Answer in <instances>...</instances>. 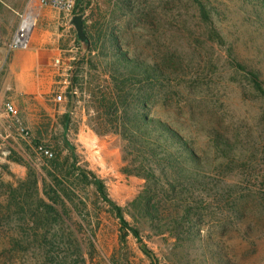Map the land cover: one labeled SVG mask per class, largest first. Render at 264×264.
Masks as SVG:
<instances>
[{
    "label": "rangeland",
    "instance_id": "obj_1",
    "mask_svg": "<svg viewBox=\"0 0 264 264\" xmlns=\"http://www.w3.org/2000/svg\"><path fill=\"white\" fill-rule=\"evenodd\" d=\"M46 1L0 0V203L20 188L28 218L38 197L50 207L29 226L1 223L0 264H151L132 235L120 242L119 221L95 180L125 209L158 264H264V103L226 54L232 45L264 81V1L204 0L223 43L209 35L212 26L191 0H74L64 11ZM46 9L59 20L47 21ZM32 13L25 42L14 43ZM76 15L83 16L84 40L72 24ZM48 47L57 49L52 57ZM125 66L133 74L120 75ZM147 66L164 78L148 79ZM146 93L152 98L144 109ZM143 115L168 123L205 160L191 222L172 236L128 206L145 185L136 174ZM216 131L230 149L212 147ZM106 135L119 140L117 169L94 151L91 139ZM170 151L181 155L177 146ZM159 183L169 196L167 183ZM185 187L174 184L175 208ZM16 231L22 248L3 252Z\"/></svg>",
    "mask_w": 264,
    "mask_h": 264
},
{
    "label": "trees",
    "instance_id": "obj_2",
    "mask_svg": "<svg viewBox=\"0 0 264 264\" xmlns=\"http://www.w3.org/2000/svg\"><path fill=\"white\" fill-rule=\"evenodd\" d=\"M191 2L196 6L197 14L201 22L208 26H212L208 29L209 35L216 36V39L223 43L222 37L214 28L211 9L208 8L204 0H191ZM75 13H77L76 9ZM226 54L230 64L236 71L245 75L251 88L264 103V81L261 79L260 69L241 64L237 59L235 49L232 45H229L226 48ZM125 60L133 62V60H130L129 58H125ZM120 69V75H123L124 72L130 75L133 74L127 66ZM143 73L150 80H154V78H164L165 75L164 71L148 66L144 69ZM141 97L143 98L141 103L142 107L147 109L152 96L150 93H146L142 94ZM139 128H141L140 134L143 136L142 140L144 143L140 149L143 161L137 168L136 174L145 179V185L144 189L131 203H129L128 206L135 211V213L140 215L142 219H147L151 222L157 221V229H160V233L167 231L169 232V235L172 236L174 228L177 230V227L182 223L191 222V213L189 210L193 208V198L196 195L200 196L199 192L201 191L197 189L199 188L197 184H204L202 180L205 177L203 173V163L205 160L204 158L197 156L184 138L168 123L162 120L148 118L147 115H143V122ZM152 134L156 137L154 141H152ZM212 145V147H214L219 153L231 148L230 142L225 139L223 134L217 131L213 133ZM172 146H177L179 151H181L179 157L175 156L174 153L170 151ZM183 152H185L184 156ZM159 182L167 183L169 190L171 191L169 196L165 193L163 186H161V183ZM32 183L36 184V181H33ZM175 183H181L182 185L186 183V187L183 189L185 193L181 194L180 204L176 208L173 205L174 197H171V195L175 193ZM94 186L102 200L110 206L113 214L119 221L120 242L125 243L127 238L132 235L139 244L141 252L151 261V264H158L156 254L144 243L140 229L137 226H132L126 219L125 209L116 205L107 197L105 186L102 181L95 180ZM19 190L20 188L14 189L13 195L0 203V205L2 204V206H0V227L1 223L4 221L8 224L19 220H22L24 223L26 222L29 226L32 223L33 215L38 217V215L46 213L48 211L47 209L50 208L48 205L44 204V201L41 200L40 197H38V202L36 201V206L32 208V212L31 208H29L31 216L28 218V216L25 215V209L28 202L24 200L23 194H21L19 198L16 197V193ZM161 210L167 213V216L164 219H161L159 216ZM175 214L180 217L179 220L173 218V215ZM17 215H21V217L15 218L14 216ZM161 222H164L163 227L160 225ZM16 232L19 234L20 239L19 237L14 236L8 238L2 247L3 252H15L18 251L17 249L19 247L22 248L20 242L23 241L21 237L22 234L18 231ZM28 249L29 248L24 247V250L22 251H27Z\"/></svg>",
    "mask_w": 264,
    "mask_h": 264
},
{
    "label": "bare ground",
    "instance_id": "obj_3",
    "mask_svg": "<svg viewBox=\"0 0 264 264\" xmlns=\"http://www.w3.org/2000/svg\"><path fill=\"white\" fill-rule=\"evenodd\" d=\"M22 19L23 20L14 43L21 42L23 44L32 29L34 22L33 13L29 14L27 17L24 16ZM91 141L94 145V151L102 157L111 169H117L118 165L121 163V151L118 146V138H115L113 135L96 136L93 137ZM118 193L120 195L121 191ZM126 193L129 195L130 189L127 190Z\"/></svg>",
    "mask_w": 264,
    "mask_h": 264
},
{
    "label": "built area",
    "instance_id": "obj_4",
    "mask_svg": "<svg viewBox=\"0 0 264 264\" xmlns=\"http://www.w3.org/2000/svg\"><path fill=\"white\" fill-rule=\"evenodd\" d=\"M73 1L74 0H47L45 3L57 10H69L71 7H72V4H73ZM18 44L22 45L21 42H19ZM66 85H62L58 91H57V94H56V99L58 101H61L65 94H66ZM7 111L8 112H13L14 111V108L12 105L8 104L7 105Z\"/></svg>",
    "mask_w": 264,
    "mask_h": 264
},
{
    "label": "water",
    "instance_id": "obj_5",
    "mask_svg": "<svg viewBox=\"0 0 264 264\" xmlns=\"http://www.w3.org/2000/svg\"><path fill=\"white\" fill-rule=\"evenodd\" d=\"M72 24L74 25L77 34L81 40H84V25H83V16L76 15L72 18Z\"/></svg>",
    "mask_w": 264,
    "mask_h": 264
},
{
    "label": "crops",
    "instance_id": "obj_6",
    "mask_svg": "<svg viewBox=\"0 0 264 264\" xmlns=\"http://www.w3.org/2000/svg\"><path fill=\"white\" fill-rule=\"evenodd\" d=\"M45 19L47 20V21H50V22H53V21H55V20H59V17L55 14V13H53L50 9H46V11H45ZM53 39H54V37H52ZM51 41H52V39H51ZM46 51H48V52H46L49 56H53V55H55L56 54V48H54V47H48V48H46L45 49Z\"/></svg>",
    "mask_w": 264,
    "mask_h": 264
}]
</instances>
